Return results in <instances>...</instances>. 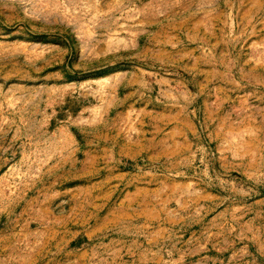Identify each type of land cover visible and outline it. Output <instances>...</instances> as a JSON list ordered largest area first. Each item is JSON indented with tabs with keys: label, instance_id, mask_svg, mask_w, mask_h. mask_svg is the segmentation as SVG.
<instances>
[{
	"label": "rangeland",
	"instance_id": "rangeland-1",
	"mask_svg": "<svg viewBox=\"0 0 264 264\" xmlns=\"http://www.w3.org/2000/svg\"><path fill=\"white\" fill-rule=\"evenodd\" d=\"M0 264H264V0H0Z\"/></svg>",
	"mask_w": 264,
	"mask_h": 264
}]
</instances>
